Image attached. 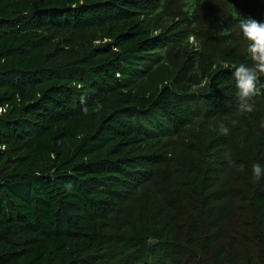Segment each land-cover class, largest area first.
<instances>
[{
    "label": "trees",
    "instance_id": "obj_1",
    "mask_svg": "<svg viewBox=\"0 0 264 264\" xmlns=\"http://www.w3.org/2000/svg\"><path fill=\"white\" fill-rule=\"evenodd\" d=\"M174 1L173 39L171 0H0V264H264V94L224 67L264 0Z\"/></svg>",
    "mask_w": 264,
    "mask_h": 264
},
{
    "label": "clouds",
    "instance_id": "obj_2",
    "mask_svg": "<svg viewBox=\"0 0 264 264\" xmlns=\"http://www.w3.org/2000/svg\"><path fill=\"white\" fill-rule=\"evenodd\" d=\"M240 29L243 33V36L250 43L247 47V52L252 60L251 65L246 64H232L224 65L225 68L232 69V75L235 79V86L238 89L237 99H238V111L241 114L251 113L255 110L254 97L259 96L264 89V83H261L260 77L264 76V22L258 21L254 18L247 17L239 22ZM110 42V41H105ZM118 51V49H114ZM121 74L116 73V77L119 79ZM77 88H82V84H76ZM81 103L84 104L86 100V94L81 95ZM103 108V105L97 103L91 111L99 112ZM84 114H89V108L84 106L82 108ZM5 109L0 108V114H3ZM233 125L237 121H232ZM264 126V125H262ZM219 133L222 135L229 134V128L221 122L219 124ZM0 147H5L0 145ZM224 158L228 162L230 167L235 166V162L232 160V153L227 151L224 153ZM239 172L245 170V165L240 164L237 167ZM251 172L253 182L258 183L261 179H264V166L259 163H253L251 165ZM151 242V241H150Z\"/></svg>",
    "mask_w": 264,
    "mask_h": 264
},
{
    "label": "rangeland",
    "instance_id": "obj_3",
    "mask_svg": "<svg viewBox=\"0 0 264 264\" xmlns=\"http://www.w3.org/2000/svg\"><path fill=\"white\" fill-rule=\"evenodd\" d=\"M171 1H173V2H171L172 4L170 7L171 12H170V16L167 18L171 21L169 22L170 23L169 29H167L166 32L169 36L173 37V39H174L175 37H179V36L185 34V31L183 30L182 27L185 26V22H187V24H188V19L186 18V16L183 13H181L179 10H177V8L174 9L175 1L174 0H171ZM237 1L241 2V0H237ZM255 1L256 0H251V2H255ZM211 10L218 11L215 8H213ZM211 10L200 9L198 11V15H202L201 19L205 20L206 21L205 23L207 24L206 26H200V27L197 26L195 31L197 30L198 33H200L201 31H202L203 35L209 34V31L211 33V31H212L211 26L214 25V22H211V21H212V19H214V15H215L214 14L215 11H212V13L209 12ZM155 32H158V30ZM199 41L201 42V39L197 41L196 38L189 37V41H188L190 44L189 46L191 48H193L197 45V42H199ZM215 41H216V39L211 37L209 40V43L213 44ZM204 44H207V43L205 42ZM195 48L197 49V47H195ZM221 55H223V54H221Z\"/></svg>",
    "mask_w": 264,
    "mask_h": 264
}]
</instances>
